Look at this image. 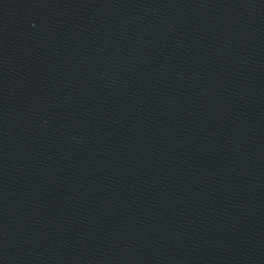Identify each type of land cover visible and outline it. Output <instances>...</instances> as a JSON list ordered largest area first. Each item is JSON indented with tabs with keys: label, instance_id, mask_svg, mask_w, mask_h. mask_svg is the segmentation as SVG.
I'll return each mask as SVG.
<instances>
[{
	"label": "water",
	"instance_id": "95a60500",
	"mask_svg": "<svg viewBox=\"0 0 264 264\" xmlns=\"http://www.w3.org/2000/svg\"><path fill=\"white\" fill-rule=\"evenodd\" d=\"M0 264H264V0H0Z\"/></svg>",
	"mask_w": 264,
	"mask_h": 264
}]
</instances>
